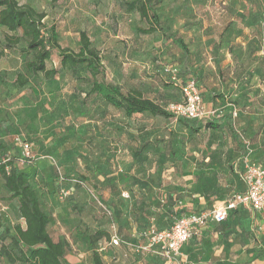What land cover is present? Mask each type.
Here are the masks:
<instances>
[{"label":"rangeland","instance_id":"obj_1","mask_svg":"<svg viewBox=\"0 0 264 264\" xmlns=\"http://www.w3.org/2000/svg\"><path fill=\"white\" fill-rule=\"evenodd\" d=\"M129 1L18 0L45 13L44 24L56 25L63 47L76 51L85 30L103 66L98 80L137 88L165 109L182 100L180 82L193 78L206 107L220 116L236 112L232 125L244 149L225 121L214 130L203 127L205 119L124 116L89 93L93 78L85 69L78 78L60 68L56 52L46 61L58 68L52 79L37 74L16 87L12 80L29 56L14 48L0 58V159L19 158L16 139L29 142L34 156L26 169L48 231L63 244L64 264H94L93 252L102 264H264V211L248 207L198 231L183 261L140 249L150 227L209 213L242 193L234 163L263 156L264 0H147L186 54L159 29L141 32L149 23L127 8ZM5 31L0 26L1 44ZM166 65L175 68L174 80ZM0 204L7 206L0 212L1 245L9 241L6 230L24 226L1 178ZM113 227L116 247L108 245ZM98 231L106 234L92 237ZM0 264L9 263L0 257Z\"/></svg>","mask_w":264,"mask_h":264},{"label":"trees","instance_id":"obj_2","mask_svg":"<svg viewBox=\"0 0 264 264\" xmlns=\"http://www.w3.org/2000/svg\"><path fill=\"white\" fill-rule=\"evenodd\" d=\"M154 3L155 1L131 0L126 5L129 10H136L141 18L148 21L149 26L141 28V32L152 33L159 29L163 35L177 43L186 54L187 50L186 46L183 45V40L180 37L167 34L163 30L158 14L153 11ZM44 17V12L36 11L27 3L20 4L18 0H0V26L6 29L3 36L4 42L0 43V58L4 55L6 49L14 48H18L21 55L29 56L24 63V71L15 74L12 84L20 87L37 74H42L46 79H52L58 73V68H47L46 61L50 59L53 52H56L60 68L70 70L78 78L82 77L80 69H85L93 78L89 93L98 95L105 103L121 111L124 116L132 117L135 114L144 113L164 117L173 115L137 88L124 91L118 84L96 79L97 75H103V66L99 51L92 44L87 32L85 30L79 32L78 48L76 51L71 50L60 45L56 25L46 26L43 22ZM21 41L24 42L22 46L19 45ZM168 67L170 70H176L170 65L164 67L166 73L174 75V80L176 73L173 71V74L167 71ZM189 79L193 78L186 77L180 82V91L181 86ZM195 82L198 85V82ZM232 117V111H229L219 117L198 118L195 120L205 119L206 122L203 127L214 130L219 128L221 121H225L231 129L236 143L243 150L245 146L239 140L238 133L233 129ZM196 124L198 126L199 123ZM193 130L196 131L197 128H193ZM19 165L18 157L14 159L5 156L0 159V178L9 196L17 200V211L19 217L24 221V226L16 223L11 230H6L9 241L0 245V257H4L9 264H64L63 244L54 240L48 231L49 216L42 209L39 197L31 184L30 174L26 169L29 164H21L23 167H19ZM166 212L171 213L172 208H168ZM184 215L188 214L178 215L166 227L154 228L157 230L168 228L175 220ZM105 234L98 231L92 237ZM146 239L143 243L146 242ZM260 244L264 247V241L260 240ZM92 261L94 264H102L97 252L92 253Z\"/></svg>","mask_w":264,"mask_h":264},{"label":"built area","instance_id":"obj_3","mask_svg":"<svg viewBox=\"0 0 264 264\" xmlns=\"http://www.w3.org/2000/svg\"><path fill=\"white\" fill-rule=\"evenodd\" d=\"M167 71L174 73V70L167 68ZM174 78V75L172 76ZM183 96L180 102H171L165 109L170 111L176 117L186 119L213 118L219 117L220 113L216 108L206 107L203 103L198 85L193 79L187 80L181 86ZM232 111V115H235ZM20 156V164H29L33 160L31 146L26 140L16 139ZM241 179L244 183L245 190L240 194L228 200L224 205L215 207L211 212L192 213L184 215L175 220L172 225L165 229L157 230L150 227L146 231V242L140 246L143 252L150 253L154 256L163 258L169 262L177 263L182 246L198 231L202 230L210 222H222L229 210L248 207L253 211H264V166L244 161V169L241 173ZM7 206L0 204V212H5ZM121 240L113 227L109 236L108 245L111 247L119 246Z\"/></svg>","mask_w":264,"mask_h":264},{"label":"crops","instance_id":"obj_4","mask_svg":"<svg viewBox=\"0 0 264 264\" xmlns=\"http://www.w3.org/2000/svg\"><path fill=\"white\" fill-rule=\"evenodd\" d=\"M234 129V128H233ZM231 130V129H230ZM235 130V129H234ZM232 133V132H231ZM233 136V135H232ZM235 140V139H234ZM238 145V144H237ZM240 148V147H239ZM241 150V149H240ZM262 154H263V156L260 158V161L259 162H256V163H258V164H260V165H262V166H264V152H262ZM246 159H241L240 161H237V162H235L234 163V165H233V169H234V172L238 175V177L241 179V173H242V171H243V169H244V161H245ZM241 182H242V192L245 190V186H244V183H243V181H242V179H241ZM233 197H234V195H233ZM206 228V227H205ZM192 239H193V237L192 238H190L183 246H182V248H181V250H180V256L178 257V258H180V260H184V254H183V252L185 251V249L187 248V254L189 255V250H188V247L190 246V242L192 241ZM183 248H185V249H183ZM186 254V255H187Z\"/></svg>","mask_w":264,"mask_h":264}]
</instances>
